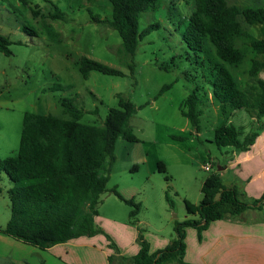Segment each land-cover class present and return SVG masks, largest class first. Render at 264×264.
<instances>
[{
  "label": "rangeland",
  "instance_id": "1",
  "mask_svg": "<svg viewBox=\"0 0 264 264\" xmlns=\"http://www.w3.org/2000/svg\"><path fill=\"white\" fill-rule=\"evenodd\" d=\"M228 3L242 8L264 7V0ZM195 5L196 0H162L159 8L142 12L140 30L152 23L158 26L140 41L131 57L118 31L107 21L112 16L110 0H0V33L11 40V53L0 51V157L17 154L26 112L71 119L61 104L67 97L83 111L80 122L100 125L109 110L118 105L121 94L137 107L129 124L139 141L117 140L110 175L131 169L132 182L144 187L132 194L127 188L130 175H114L109 186L119 183L122 195L134 196L140 204L137 223H133L129 216L132 207L116 199L114 202L120 207L113 210L115 217L143 235L156 234L155 229L162 228L166 236L173 235L175 239L176 221H183L187 213L184 201L200 202L203 181L213 173H219L226 185L235 178L231 169L220 170L231 159L232 147L215 143L216 127L228 121L248 129L253 125L245 109L236 110L226 119L214 100L204 107L198 133L181 113V106L195 85L204 83L196 56L199 53L191 50L182 36V20L192 14ZM57 9L60 17L54 16ZM95 16L99 21L93 19ZM238 19L244 34L236 37L235 44L245 57L237 66H226L244 87L251 81L249 70L257 55L250 41L264 38V22L248 24L241 15ZM206 47L209 54H215L211 44ZM207 52L200 54L204 57ZM83 56L120 69L124 75L93 70L84 78L79 69ZM166 84L170 88L158 95ZM159 162H163L164 168L159 169ZM206 163L211 164L210 170L203 167ZM11 186L3 173L0 229L10 219ZM159 200L168 205L166 211L160 209ZM110 203H100L98 209L109 213ZM141 218L148 219L150 226L139 223Z\"/></svg>",
  "mask_w": 264,
  "mask_h": 264
},
{
  "label": "trees",
  "instance_id": "2",
  "mask_svg": "<svg viewBox=\"0 0 264 264\" xmlns=\"http://www.w3.org/2000/svg\"><path fill=\"white\" fill-rule=\"evenodd\" d=\"M110 2L112 16L107 21L118 31L125 51L134 57L140 41L158 26L152 23L140 30L141 13L159 8L162 0ZM240 15L248 24L263 23L264 7L242 8L229 4L228 0H196L195 10L182 20L185 25L183 40L191 50L199 53L196 56L203 69L204 83L195 85L181 106V113L197 133L204 107L212 100L226 119L238 109H245L257 119L264 115V79L260 77L264 70V38L250 41L257 55L249 70L251 81L244 87L226 66L227 63L237 66L245 57L244 51L235 44L236 37L244 34L238 19ZM54 16H61L58 9ZM93 19L97 21L98 17ZM207 43L214 47L215 54L207 52ZM10 44L9 37L0 33V51L10 54ZM205 52L207 54L202 57L200 53ZM130 68L134 73V63ZM79 69L84 78H88L93 70L124 75L122 70L87 56L82 57ZM170 86L164 85L158 95ZM61 104L71 119L26 112L17 154L0 157V177L5 173L12 184L8 190L10 219L0 231L41 249L100 233L95 216L107 191L115 193L132 207L129 213L131 222L137 223L140 212V204L133 198H125L115 188L107 187L111 166L116 159L117 140L139 141L129 124L137 111L135 104L120 94L118 105L109 110L100 125L80 122L83 111L73 99L65 97ZM260 128L259 125L245 134L242 128L225 122L216 127L214 141L220 147L248 150ZM158 166L164 168L163 162ZM201 192L202 199L198 204L184 201L188 215L192 216L176 221V238L166 247L150 252L149 243L140 231L138 253L121 257V263L189 264L184 260L186 228H196L201 239L202 232L215 220L236 217L247 209H264V193L247 201L239 187L226 185L219 173H213L203 181Z\"/></svg>",
  "mask_w": 264,
  "mask_h": 264
},
{
  "label": "crops",
  "instance_id": "3",
  "mask_svg": "<svg viewBox=\"0 0 264 264\" xmlns=\"http://www.w3.org/2000/svg\"><path fill=\"white\" fill-rule=\"evenodd\" d=\"M260 77L264 79L263 71ZM248 114L253 125L249 129L244 125L237 127L242 128L246 134L260 125L259 134L248 150L237 151L232 148L231 159L221 166L220 170L231 169L235 178L229 181L228 186L237 185L245 200L252 201L264 193V115L257 119ZM121 173L123 174L120 177L130 175L128 176L130 184L127 188L132 194L144 187L143 184L137 185L132 182L134 176L131 169L111 174L109 182L114 175ZM109 182L107 185L109 189L115 188L120 192L119 189L123 188L119 183L110 187ZM149 190L153 191V188ZM105 194L100 205L105 206L111 201L112 209H108L110 214L102 213L98 209L95 223L101 227L100 233L83 235L41 249L0 231V264H122L121 257L136 255L140 249L138 230L117 219L115 217L117 213L113 211L120 207L118 202H114L116 199L122 203L126 202L111 191ZM155 194L159 197L156 190ZM113 196L115 200H112ZM159 207L161 210L165 208V211L168 209V205L164 206L163 200H159ZM187 214L183 220L188 218ZM165 218L168 219L166 215ZM139 223L150 226V221L146 218L139 219ZM155 230L156 234L143 235L149 243L150 252L166 247L174 239L173 235L166 236L162 228ZM186 244L184 260L189 264H264V209H247L236 217L215 220L202 232L201 239L198 237L197 229L189 227L186 232Z\"/></svg>",
  "mask_w": 264,
  "mask_h": 264
},
{
  "label": "built area",
  "instance_id": "4",
  "mask_svg": "<svg viewBox=\"0 0 264 264\" xmlns=\"http://www.w3.org/2000/svg\"><path fill=\"white\" fill-rule=\"evenodd\" d=\"M206 170H210L211 169V164L210 163H206V164H204V166H203Z\"/></svg>",
  "mask_w": 264,
  "mask_h": 264
}]
</instances>
